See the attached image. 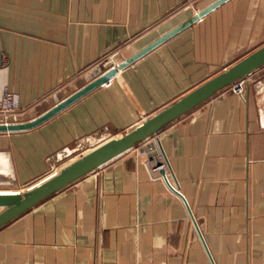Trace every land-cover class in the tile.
Here are the masks:
<instances>
[{"label":"crops","instance_id":"0c3cea01","mask_svg":"<svg viewBox=\"0 0 264 264\" xmlns=\"http://www.w3.org/2000/svg\"><path fill=\"white\" fill-rule=\"evenodd\" d=\"M191 1L0 0V92L32 118ZM263 42L264 0L221 2L42 123L0 131V190L26 188ZM163 155L185 203L150 168ZM204 246L213 264H264V62L242 96L219 88L0 226V264H211Z\"/></svg>","mask_w":264,"mask_h":264},{"label":"water","instance_id":"95a60500","mask_svg":"<svg viewBox=\"0 0 264 264\" xmlns=\"http://www.w3.org/2000/svg\"><path fill=\"white\" fill-rule=\"evenodd\" d=\"M223 1L225 0H210L203 6L195 9L183 20L171 26L168 30L155 37L139 49L135 50L127 57L122 58L116 65L103 70L96 77L92 78L90 81H88L69 95L60 99L54 105L41 112L40 114L32 118L16 122H0V131L24 130L42 123L50 116H52L80 96L84 95L94 87L106 82L118 71V69L129 65L134 60H136L161 42L168 39L171 35L190 25L192 22L197 20L199 17H201ZM263 62L264 42L254 49L250 50L225 68L209 76L153 114L145 117L134 127L121 133L118 136L107 138L106 140L100 142L89 150L80 153L73 159L61 165L57 170L28 185L26 188L16 190H0V226L13 217L17 216L18 214L22 213L26 209L32 207L34 204L50 195L51 193L64 187L65 185L69 184L85 173L93 170L94 168L98 167L99 165L121 153L122 151L130 148L137 142L152 135L160 128H162L165 124L170 122V120L187 111L194 105L198 104L199 102L210 96L214 91L228 85L234 79L244 76L253 68ZM163 158L164 160H166L164 155ZM155 163L160 164L161 161L159 159H156ZM159 172L166 179V182L170 186V189L174 191L184 202L182 195L168 180L165 172V167L159 168ZM187 211L192 218L188 208ZM193 224L197 229L194 220ZM204 248L211 264H213L205 246Z\"/></svg>","mask_w":264,"mask_h":264},{"label":"built area","instance_id":"2783aa9c","mask_svg":"<svg viewBox=\"0 0 264 264\" xmlns=\"http://www.w3.org/2000/svg\"><path fill=\"white\" fill-rule=\"evenodd\" d=\"M112 56H113L112 54H107L106 56L101 58L100 63L105 67V69L114 66L119 62L116 61ZM109 80L110 79H108L106 82L102 84L109 83ZM228 86L232 92H234L239 96H242L244 91V76L234 79L232 82L228 84ZM29 108L30 106L20 105L18 94L15 91L11 90L7 85L2 86L0 92V122L7 123V122H16L23 120L24 118L23 116ZM159 160L161 161V163L156 164L154 158L149 159V162H151L150 165L151 170L158 171L159 168L165 167L166 160H164V158L162 159L160 158Z\"/></svg>","mask_w":264,"mask_h":264},{"label":"rangeland","instance_id":"374dc122","mask_svg":"<svg viewBox=\"0 0 264 264\" xmlns=\"http://www.w3.org/2000/svg\"><path fill=\"white\" fill-rule=\"evenodd\" d=\"M205 1H206V0H192L189 8H191V10L194 11L195 9H197V8H196L197 6H199L200 4L204 3ZM97 71H101V68H98ZM26 113H27V112H26ZM26 113H25V114H26ZM25 114H24L23 117H26ZM23 120H24V119H23ZM0 208H1V207H0Z\"/></svg>","mask_w":264,"mask_h":264},{"label":"bare ground","instance_id":"6f19581e","mask_svg":"<svg viewBox=\"0 0 264 264\" xmlns=\"http://www.w3.org/2000/svg\"><path fill=\"white\" fill-rule=\"evenodd\" d=\"M5 174V173H4ZM7 177V176H6ZM3 179V178H2ZM5 179V178H4Z\"/></svg>","mask_w":264,"mask_h":264}]
</instances>
